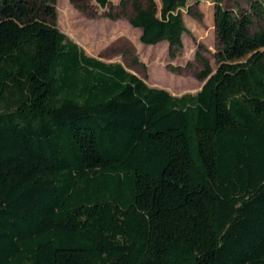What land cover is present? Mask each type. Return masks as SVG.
<instances>
[{
    "label": "trees",
    "instance_id": "trees-1",
    "mask_svg": "<svg viewBox=\"0 0 264 264\" xmlns=\"http://www.w3.org/2000/svg\"><path fill=\"white\" fill-rule=\"evenodd\" d=\"M195 1L109 16L131 2L176 56ZM214 1L216 67L198 51L174 95L87 53L57 0H0V264H264V0Z\"/></svg>",
    "mask_w": 264,
    "mask_h": 264
},
{
    "label": "rangeland",
    "instance_id": "rangeland-1",
    "mask_svg": "<svg viewBox=\"0 0 264 264\" xmlns=\"http://www.w3.org/2000/svg\"><path fill=\"white\" fill-rule=\"evenodd\" d=\"M251 1L221 0V3L237 10L238 6L249 8ZM120 2L111 0L109 5L102 7L97 0H84L87 10L83 11L71 0H57L58 26L87 53L105 61L121 62L151 86L165 88L174 95L199 91L204 81L196 76L203 69L197 52L207 57L214 68L217 64L214 56L218 48L214 25L215 1L199 2L202 18L189 14L187 8L183 9L189 32L183 35V47L176 56L170 55L167 41L157 44L141 42L142 30L129 22V15L133 12L131 2L126 13L110 17V12L121 11ZM157 2L161 7V0ZM196 4L195 0H189V5Z\"/></svg>",
    "mask_w": 264,
    "mask_h": 264
}]
</instances>
